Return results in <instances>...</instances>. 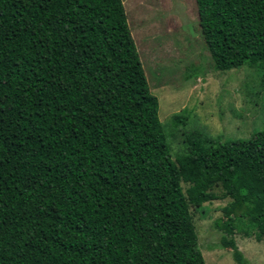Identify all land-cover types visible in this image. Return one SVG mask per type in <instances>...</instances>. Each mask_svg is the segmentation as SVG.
Masks as SVG:
<instances>
[{
    "label": "trees",
    "instance_id": "obj_1",
    "mask_svg": "<svg viewBox=\"0 0 264 264\" xmlns=\"http://www.w3.org/2000/svg\"><path fill=\"white\" fill-rule=\"evenodd\" d=\"M195 4L216 71L264 67V0ZM158 109L122 0H0V264H205L190 208L216 187L247 264L234 236L264 241V131L173 158Z\"/></svg>",
    "mask_w": 264,
    "mask_h": 264
},
{
    "label": "rangeland",
    "instance_id": "obj_2",
    "mask_svg": "<svg viewBox=\"0 0 264 264\" xmlns=\"http://www.w3.org/2000/svg\"><path fill=\"white\" fill-rule=\"evenodd\" d=\"M122 4L173 158L187 152V137L232 141L264 131V67L216 71L200 35L195 0ZM214 192L217 200L190 208L198 244L205 264H237L215 225L231 199L220 187ZM257 239L234 236L247 264H264V241Z\"/></svg>",
    "mask_w": 264,
    "mask_h": 264
}]
</instances>
